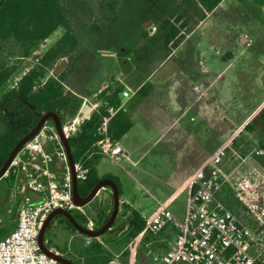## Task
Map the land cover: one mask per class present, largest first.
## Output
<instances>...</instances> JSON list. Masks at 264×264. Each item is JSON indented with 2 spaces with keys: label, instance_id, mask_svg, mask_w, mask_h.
Masks as SVG:
<instances>
[{
  "label": "rangeland",
  "instance_id": "rangeland-1",
  "mask_svg": "<svg viewBox=\"0 0 264 264\" xmlns=\"http://www.w3.org/2000/svg\"><path fill=\"white\" fill-rule=\"evenodd\" d=\"M117 1V14L113 15L108 8L107 0H59L74 28L78 44L69 56L57 60L48 70L43 82L49 77L61 78L64 91L79 101L78 112L74 116L68 112L65 121L76 116L86 120L84 116L87 115L81 110L83 99L79 95L83 97L92 95L91 89L96 85L102 84L107 87L85 104L91 108V114L105 106L103 92L108 88L111 90L121 88L123 91L125 88L115 78L123 80L131 93H138L137 98L140 96V90L136 91V85L141 79H148L155 84L153 98H167L176 93L194 94L193 85L188 84L190 81L188 77L203 75L205 68L217 73L221 71L226 78L217 83V91L221 93L226 92L227 79L240 78L239 73L245 64L243 61H239L232 69L227 67L225 62L215 66L209 65L216 55L213 45L218 50L222 47L220 45H224L227 39L231 40L248 24L247 12L238 9L241 7L240 4H236L237 7L233 3L223 6L203 21V26L198 32L202 36L201 53L186 56L187 50L182 49L181 53L166 57L167 52L163 46L166 30L162 25L152 28L151 24L144 25L142 21L149 18L155 24L164 15L169 17L179 14L176 7L178 0ZM206 11L211 10L207 8ZM203 15L204 11L195 13V19L191 20L192 27L200 26L198 19L202 20ZM95 27L100 28L101 34L98 36L94 33ZM154 30L152 37L143 42V37L148 35L147 32ZM64 32V28H58L27 57H23L22 50L12 42L4 44L0 52V63L10 67L16 66L17 69L0 95L12 90L20 79L39 63L45 52L57 43ZM261 36L264 37V28ZM148 47L152 48L149 63L146 65ZM144 66L146 70L137 71V68ZM240 84L241 81H238L233 88H241ZM143 88L147 89L145 86ZM260 97L258 101L249 100V110L260 103ZM258 113L133 112L129 113L128 117L135 121V127L120 145L128 153L131 162H136L135 166L125 160L116 164L93 148L95 153L102 156L96 166L97 174L100 177L105 174L118 177L123 188L115 226L104 235L118 242L117 249L123 252V257H130L136 245L139 248L138 255L154 257V254L163 247L164 239L171 237L172 233L171 230L159 234L144 231L142 235L130 237L126 231L127 217L131 215L134 207H140L144 213L153 215L163 205L170 208L178 217H183L189 179L226 138L233 139L232 167L241 160L240 157L245 158L246 162L243 164L245 170L252 172L257 169L263 176L257 190L260 195H264V137L257 131L244 129ZM241 123L242 128L236 131L235 128ZM231 126L234 130L230 134ZM1 131L0 125V133ZM89 153L91 155L90 151ZM53 169L60 175V166L56 165ZM4 185L5 181L0 182L1 195L6 192V189L2 188ZM111 190L114 194V190ZM223 195L226 196L224 200L227 205L234 204V210L238 214L247 216L246 208L237 200L230 187H224L221 197ZM125 205L130 209L126 210ZM114 206V195L101 193L88 204L81 206L82 210H76L83 218L80 219L82 224H77L75 228L62 224L58 217L53 218L44 235L45 245L55 249L59 255L74 264L76 263L68 257L81 258L83 261L87 259L88 264H96L98 260L93 253L99 248L97 240L85 235L79 227L88 229L89 223L93 222L95 225L93 231L101 229L105 219L113 214ZM105 258L103 256L102 259ZM152 264L156 263L152 261Z\"/></svg>",
  "mask_w": 264,
  "mask_h": 264
},
{
  "label": "built area",
  "instance_id": "built-area-1",
  "mask_svg": "<svg viewBox=\"0 0 264 264\" xmlns=\"http://www.w3.org/2000/svg\"><path fill=\"white\" fill-rule=\"evenodd\" d=\"M132 97L133 93L123 90L117 104L106 103V115L98 128L101 137L93 145L116 164L122 160L123 149L111 139L108 126L113 117L128 113ZM90 114L84 117L89 119ZM49 120L23 144L3 176L19 181L22 192L30 191L39 199H27L13 232L0 239V264H63L42 251L40 231L56 209L82 210L74 202V179L86 180L89 169L81 161L72 168L62 135L69 140L85 120L76 116L61 123L62 135ZM233 149L231 138L195 171L183 217L162 205L153 217L145 218V231L171 230L174 234L165 251L154 255L156 264H257L264 260V195L258 191L263 176L257 169L246 171L245 158L240 157L232 167ZM56 165L60 175L53 169ZM226 186L244 205L247 216L237 215L221 200ZM94 227L90 222L88 229Z\"/></svg>",
  "mask_w": 264,
  "mask_h": 264
},
{
  "label": "trees",
  "instance_id": "trees-1",
  "mask_svg": "<svg viewBox=\"0 0 264 264\" xmlns=\"http://www.w3.org/2000/svg\"><path fill=\"white\" fill-rule=\"evenodd\" d=\"M180 1L186 3L191 0ZM202 1L205 2L209 10H213L224 0ZM258 1L264 2V0ZM107 4L111 14L116 15L118 1L107 0ZM162 26L166 29L164 47L167 51L172 52L177 49L188 31V22L182 14H173L164 19ZM60 27L64 28L65 32L57 43L45 52L39 59V63L30 69L12 90L0 95V125L2 127L0 133V171L16 146L37 127L45 115L55 114L60 122L64 123L68 112L74 116L80 108L79 101L64 91L61 78L49 77L46 82H43L48 70L57 60L69 56L78 44L74 28L59 0H0V52L4 44L12 42L22 50V56L27 57ZM99 32L100 28L95 27L94 33ZM16 69V66L10 67L0 63V94ZM36 87L37 89H35ZM121 92V88L113 90L108 88L103 92L106 103L109 105L117 104L120 101L119 94ZM139 94L142 96L146 94L144 88L140 89ZM106 108L105 104V106L95 110L90 118L83 122L79 132L68 140L74 162L81 161L89 169L87 179L79 180L77 184L78 194L83 198L89 196L94 188L103 181L110 184L113 190L116 189L120 198L123 194V188L118 177L112 174H105L100 177L96 170L102 156L95 153L93 145L101 137L98 128L106 115ZM128 114H118L109 123V135L116 143L134 125ZM244 129L257 131L264 137V109ZM89 151L91 155L88 154ZM225 197L223 195L221 200L226 204ZM124 207L126 210L130 209L127 205ZM227 207L239 215L234 210V204L232 206L227 205ZM65 212L67 215L57 214L54 218L58 217L62 224L71 228H75L77 224H82L80 219L83 216L79 214L80 212L76 210ZM109 218L110 215L105 219L103 225L107 223ZM115 222L116 218L111 227L103 234L113 229ZM127 224L126 231L133 238L144 230L145 219L137 210L133 209ZM257 264H264V260L258 261Z\"/></svg>",
  "mask_w": 264,
  "mask_h": 264
},
{
  "label": "crops",
  "instance_id": "crops-1",
  "mask_svg": "<svg viewBox=\"0 0 264 264\" xmlns=\"http://www.w3.org/2000/svg\"><path fill=\"white\" fill-rule=\"evenodd\" d=\"M230 3L240 4L241 9L247 12V17L249 18L248 24L246 27L239 30L235 36L230 40H226L224 45H220L217 50V47L213 45L216 49V55L213 56L212 61H210V66H215L218 63H226L227 67L234 68L235 65L238 64L239 61L245 62L244 67L241 68L240 78L234 79L229 78L226 81V92L221 93L217 91V83L218 81L225 80L226 78L223 76L222 72L219 71L213 72L210 68H205L203 75L197 77H188L190 80L188 84L193 85L194 94H183V93H176L169 95L167 98H153L155 93V84L150 82L148 79H144L136 85V91L138 92L144 86L147 87L145 90L146 94L144 96L140 95L137 98L138 93L133 92V97L129 102V111L128 113L133 112H260L264 107V37L261 36V32L264 28V2H257L253 0H224L222 1L215 9L211 10L210 12L206 11L207 6L205 2L202 0H191L189 2L183 3L182 1H177V10L179 14L184 15L186 18L189 29L186 32L184 38L182 39L180 45L174 51L170 52L166 49V57L174 55L176 53H181V50H187L186 56L188 54H196L198 52L201 53V37L198 33L201 26H203V21L206 20L212 13H214L217 9L226 6ZM198 6L200 8H198ZM202 9V10H201ZM204 11L205 15H203V19L199 21L198 27H192L191 20L195 19V13L197 11ZM166 15L159 18L157 23L154 24L152 20L149 18L143 19L142 23L144 25L151 24L152 28H156V26L162 25L164 19H166ZM166 30V29H165ZM142 33H144L142 31ZM155 33L152 31L147 32L148 35L143 37V42H147L150 37ZM166 33V32H165ZM96 33V36L100 35ZM199 34V35H198ZM198 46H195V45ZM154 45H152L153 47ZM163 46H164V39H163ZM152 47H148V58L146 59V65L149 63L150 60V49ZM96 53V51L93 50ZM145 65V66H146ZM204 65V64H203ZM140 67L137 68V71H144L146 68ZM205 75H209L208 77ZM225 78V79H224ZM117 82H119L125 89V84L123 80L115 78ZM238 81H241V88L235 89L233 85H237ZM107 86L96 85L93 87V94L88 97H83L79 95L82 99V112H85L86 106L85 104L87 101H90L97 93H100L102 89H105ZM130 91V90H129ZM261 96V97H260ZM260 103L256 105L253 109L249 110V100H259ZM133 127L130 131L135 127V121ZM243 123H241L238 127H236V131L242 128ZM233 127L230 128V134L233 132ZM128 131V133L130 132ZM126 133V135L128 134ZM124 137L118 142H120L126 137ZM228 140L226 138L220 145L225 143ZM219 145V146H220ZM121 146V145H120ZM122 147V146H121ZM123 149V156L122 160L127 162H131L128 153ZM216 151V150H215ZM209 158V157H208ZM207 158V159H208ZM206 159V160H207ZM121 160V161H122ZM205 160V161H206ZM203 161V163L205 162ZM132 166L136 165V162H131ZM202 163V164H203ZM201 164V165H202ZM200 165V166H201ZM199 166V167H200ZM198 167V168H199ZM197 168V169H198ZM195 173V172H194ZM192 174V176L194 175ZM191 176V178H192ZM188 182V186L190 180ZM2 179V180H1ZM0 182L5 181V185L2 188L6 189L4 195L0 194V239L5 237L6 235L13 232L17 225V214L22 209L26 203L27 199L30 202L38 201V195L27 191L22 192L20 190V182L19 181H12L5 177H2ZM112 188L110 186H105L101 188L98 193L96 194L95 198L98 197L101 193L109 195H113L111 192ZM188 191V188H187ZM187 194V192H186ZM123 196V195H122ZM187 199V195H186ZM129 203V202H128ZM131 207H134L130 204ZM186 206V202H185ZM141 215L145 218H151L153 215H148L146 212L142 211L140 207H134ZM170 209V208H169ZM129 218V217H127ZM128 226V224H127ZM112 230V229H111ZM145 230H143L140 234L142 235ZM170 231V230H169ZM172 232V231H171ZM102 234L101 236L97 237V244L99 248L95 249V256L98 260L96 264H152L153 256L139 254L137 249H139L136 245L134 247V251L130 255V257L125 258L123 257V252L117 249L118 242L115 239L108 238ZM174 239L173 232L171 233V237L164 239L163 247L159 249L156 254H161L165 251L167 243ZM55 250V249H54ZM67 253V252H66ZM69 255V251L67 253ZM155 255V254H154ZM106 257L104 260L102 259ZM70 260L75 262L76 264H88L87 259L83 261V259H73L72 257H68ZM102 259V260H101Z\"/></svg>",
  "mask_w": 264,
  "mask_h": 264
},
{
  "label": "water",
  "instance_id": "water-1",
  "mask_svg": "<svg viewBox=\"0 0 264 264\" xmlns=\"http://www.w3.org/2000/svg\"><path fill=\"white\" fill-rule=\"evenodd\" d=\"M91 112V108L89 107H86L85 109V113L86 114H90ZM49 119H52L55 124L58 126V129L61 133V122L60 120L58 119V117L55 115V114H47L45 115L42 120L40 121V123L37 125V127L26 137L24 138L17 146L16 148L13 150V152L11 153L10 157L8 158L5 166L2 168V170L0 171V179L4 176V174L6 173L12 159L14 158V156L16 155V153L19 151V149L23 146V144L25 142H27L31 137H33L39 130L40 128L42 127V125ZM62 135V133H61ZM62 138L64 140V144H65V147H66V150H67V153H68V156H69V160H70V163L72 165V168L74 166V159H73V156H72V152H71V149H70V146H69V142L68 140L64 139L63 135H62ZM77 180L74 179V202L78 205V206H84L86 204H88L95 196L96 194L98 193V191L105 187V186H110V184H108L107 182L103 181L101 182L100 184H98L94 190L90 193L89 196L83 198L81 197L79 194H78V191H77ZM114 198H115V206H114V211H113V214L111 215L110 219L108 220V222L99 230H96V231H91V230H88V229H85V228H82V227H79V229L87 236L89 237H93V238H97L99 236H101L106 230H108L112 223L114 222L116 216H117V213L119 211V204H120V197L118 196L117 192H116V189H114ZM57 214H65L67 215V213L62 210V209H56L55 211H53L49 217L47 218V220L45 221L41 231H40V246H41V249L44 253H46L47 255H49L50 257L54 258L55 260L63 263V264H74L72 263L71 261L67 260L66 258H64L63 256L59 255L58 253L56 252H53L51 251L46 245H45V242H44V235H45V232L47 230V227L48 225L50 224L51 220L54 218L55 215Z\"/></svg>",
  "mask_w": 264,
  "mask_h": 264
}]
</instances>
